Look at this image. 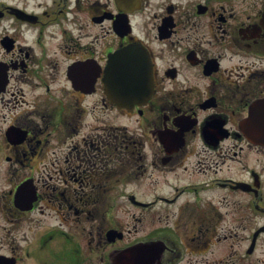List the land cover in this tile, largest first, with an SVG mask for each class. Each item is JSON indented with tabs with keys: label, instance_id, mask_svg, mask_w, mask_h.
<instances>
[{
	"label": "flooded vegetation",
	"instance_id": "1",
	"mask_svg": "<svg viewBox=\"0 0 264 264\" xmlns=\"http://www.w3.org/2000/svg\"><path fill=\"white\" fill-rule=\"evenodd\" d=\"M129 45L149 53L155 91L100 108L136 128L83 133L89 89H74V65ZM0 155V264H26L36 245L14 230L36 212L50 220L54 203L61 225L98 239L84 264H120L131 240L111 235L118 183L137 189L122 202L144 212L149 264H264V0H0Z\"/></svg>",
	"mask_w": 264,
	"mask_h": 264
},
{
	"label": "rangeland",
	"instance_id": "2",
	"mask_svg": "<svg viewBox=\"0 0 264 264\" xmlns=\"http://www.w3.org/2000/svg\"><path fill=\"white\" fill-rule=\"evenodd\" d=\"M241 7V4L238 5V8ZM177 56L174 55V54H171L169 55V60L170 59H176ZM168 60V61H169ZM177 61H179L177 59ZM168 64V62H167ZM62 80L61 78H58L56 82V91H57V105L59 104H64V99H63V96L61 97V94H60V87H59V83L62 85L63 83H61ZM186 84V83H184ZM101 91H99L98 93H100ZM97 93V94H98ZM97 94H92V95H89V98H88V103L90 105V109L92 107H95L96 106V109L95 111H91L90 109L88 110V113L89 115L85 118L84 120V124L87 125L88 124V127H84L83 129V133L85 132H91L92 131V128H96V127H102L101 131H99L101 134H113L110 130H109V126L110 125H121V123H126L128 126H130L131 128H136V124L135 122H130L128 120V118H121L119 117L117 114L115 113H112L111 111L109 110H103V109H97V108H100L99 106H101L100 104H98L101 100V95H97ZM74 97H75V94H73ZM69 95H66L64 96V98H67ZM104 113V116H102V114ZM91 115L95 116L97 119H92ZM120 118L119 120H116ZM116 121H119L118 123H115ZM121 122V123H120ZM96 132V131H95ZM140 133V132H138ZM1 156V155H0ZM42 156H39L37 158L34 159V162H35V165L37 166H40V165H43L42 164ZM52 161H56V164L58 167H65L66 166V163H65V156L64 154H62L61 152H57L56 153V157H52L51 158ZM112 163V161H110ZM5 165V164H4ZM124 179H126V176L123 177ZM143 181V180H142ZM123 182V181H122ZM3 185V183H2ZM4 186V185H3ZM135 190H137L135 187L133 188V185L130 184V185H127L125 183H118V185L116 186V188L114 189L113 192H110L111 194V201H112V198L114 197L115 200L116 198H119L120 199V202H117L116 205H119L118 207L113 205L111 206L112 209L110 210V216H115L119 219V222L118 224H121L124 228L126 229H129L130 230H135V228H138L141 230V232L138 233V236L139 238H142L143 237V234H144V231L146 230V224L144 223V226H141V224H139L138 222H136L134 219H135V216L134 214L136 213L137 215V218L140 217V213L139 211H136V210H131L129 209V206L126 204V202H122V197L124 196L123 194H127L128 192H134ZM140 193V191H137ZM155 194V189L152 188V189H142V195H146V194ZM106 202V205H109V202L108 201H105ZM117 208L119 209L117 211ZM56 209H60L58 208L57 206H53V209L51 212H49L51 214V217L54 216V217H49L50 220L47 221L48 218H43L42 215L38 212H36V214L32 215L30 219L28 220H33L34 223H36L37 221H35L33 219V217H36V219H39V220H42L46 223H50L52 225L56 224L57 221H60L58 219V215L56 216L55 215V210ZM111 220V218H109ZM24 221L23 224H21V226H17L14 230V233L16 234L17 236V239L18 241H21L22 239L23 240H29L32 239L31 235H30V232L32 233V226H30V221ZM32 224V223H31ZM34 226V225H33ZM137 226V227H135ZM38 227H41L39 224L36 225L35 229H38ZM21 228V229H19ZM19 229V230H18ZM43 230V229H42ZM41 230V231H42ZM89 230H91V228H85V231H84V235L87 234L89 232ZM59 233L60 230L59 229H56V228H52L50 230V233ZM49 232H42L41 235L39 236V238L36 239L37 241V245L35 247H31L30 248V252H31V256L29 257V260L27 259L26 260V264H39L40 263V260H44L48 257H50L51 259H53L55 256H65L66 252L68 251L69 253H73L72 250H78V253L77 256V261L79 260V264H84L85 262V256H83L82 252L85 250V247H83V244L84 243H87L88 241H92V243L96 246V243H97V238L93 239V238H83L84 235H81L79 237H76L74 236V234H72L73 236V241H72V244L75 245V249H74V246L71 244V245H68L66 242H63L61 241V244L64 246L61 247L59 245H57L56 243H51L50 244V248H47V245L44 247V240L43 238L45 237V235H47ZM134 236L136 235L133 234ZM83 238V239H82ZM131 238V235L130 237ZM25 242V241H23ZM47 248V249H46ZM73 248V249H72ZM72 249V250H71ZM67 260V259H66ZM64 261V260H63ZM66 262V261H65ZM72 262H75V258L72 259Z\"/></svg>",
	"mask_w": 264,
	"mask_h": 264
},
{
	"label": "water",
	"instance_id": "3",
	"mask_svg": "<svg viewBox=\"0 0 264 264\" xmlns=\"http://www.w3.org/2000/svg\"><path fill=\"white\" fill-rule=\"evenodd\" d=\"M125 63H123V65H125ZM117 64H118L117 62H112V63L110 62V65L107 68L108 74L106 75V79H105V82L107 85V90H110L109 93H110L111 97L113 98V100H115L114 98L116 95L124 96L123 90H122V92L119 91L120 87L123 84H127L125 82V79L130 80L129 78H125L124 73H121V74L117 73V71H118V65ZM124 69H126L129 73H131L132 67L130 66V63L127 62L126 67ZM137 73L142 76V74L139 73V71H137ZM115 79H117V80H115ZM149 80H150V76H149V79L147 81H149ZM122 99H124V98H122Z\"/></svg>",
	"mask_w": 264,
	"mask_h": 264
}]
</instances>
